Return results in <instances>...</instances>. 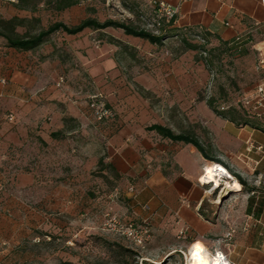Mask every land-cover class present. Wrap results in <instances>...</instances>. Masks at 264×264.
Segmentation results:
<instances>
[{"label":"crops","instance_id":"crops-1","mask_svg":"<svg viewBox=\"0 0 264 264\" xmlns=\"http://www.w3.org/2000/svg\"><path fill=\"white\" fill-rule=\"evenodd\" d=\"M46 1L31 13L17 9L16 0H0V15L38 18L45 28L57 22V13L58 21L67 25L90 16L83 2L57 12ZM144 1L148 0L140 3ZM160 1L177 8L174 27L179 32L205 33L214 46L222 41L234 63H244L247 97L258 98L259 88L264 93V8L259 0ZM110 37L128 49L110 44ZM171 57L164 48L117 29L55 33L29 52L4 47L0 52V155L6 157L8 147L21 149L17 157L22 161L28 150L56 146L51 154L59 163L68 162L70 173L75 171L73 165L88 171L102 159L124 183L123 195L129 198L126 206L131 212L127 216L149 220L156 234L178 235L185 229L180 244L198 241L209 255L218 249L215 239L234 227L230 246L220 247L230 263L264 264L262 188L257 196L245 192L244 223L233 217L228 220L218 210L211 219L201 208L207 195L198 179L212 163L193 146L161 139L147 130L154 124L175 132L189 126L212 147L214 157L240 177L255 181L264 175V124L262 128L237 125L215 114L201 93L209 77L204 64L190 52ZM78 73L84 77V88L92 92L77 97L68 87H55L60 76ZM140 89L149 95L141 96ZM98 91L115 113L113 120L96 123L92 119L83 98ZM53 100L64 107L51 106ZM9 114L14 115L13 122L6 120ZM64 118L74 119L76 127L62 140L52 139V133L63 130ZM17 176L24 177L23 173ZM75 177H65V186L75 187ZM239 191L244 193L241 185ZM110 207L122 209L117 204Z\"/></svg>","mask_w":264,"mask_h":264},{"label":"rangeland","instance_id":"rangeland-1","mask_svg":"<svg viewBox=\"0 0 264 264\" xmlns=\"http://www.w3.org/2000/svg\"><path fill=\"white\" fill-rule=\"evenodd\" d=\"M142 4L146 5L145 15L148 16L150 9L146 1L83 0L85 11L90 16L99 20L130 19L139 26L144 24L138 18ZM90 9H93L92 12ZM62 20L70 22L69 17H62ZM174 47L176 43L171 40L163 48L174 57ZM188 52L193 53L194 58L197 55L196 52ZM210 58L214 71L210 73L206 69L209 77L201 93L206 97L215 96L219 104L251 101L244 91L248 86L244 63H234L228 53L213 52ZM65 79L67 84L63 88H57L56 84L55 87L59 90L68 87L66 89L77 97L92 92L89 87L84 88L81 73L67 74ZM95 94H100L106 102V96L101 91L89 93L88 97ZM88 97L83 98L84 101L87 102ZM51 103L56 109L64 107L61 104L58 106L57 100ZM190 129L187 126L184 131ZM55 148L28 150L29 155L22 161L14 159L12 162L7 156L3 158L0 155V264H143L144 261L146 264H187L191 246L181 245L179 234H156L152 228L150 239L143 248L135 247L121 236L104 217L106 209L112 204L122 208L121 211L111 208L121 221L138 224L146 221L127 216L131 212L126 206L129 198L123 195L124 183L115 177L113 171H105L106 178L102 177L97 164L88 171L79 164L73 165L75 171L70 173L69 163H59L57 157L51 154ZM18 173H23L24 177L19 178ZM71 174L76 176L75 187L63 183V179ZM228 174L222 176L218 187L198 181L207 195L201 208L211 219L214 218L212 213L218 210L226 219L233 217L234 221L237 219L242 224L247 195L225 187V181L238 183ZM241 177L245 179L247 188L254 187L253 179L244 175ZM114 187L119 190L120 197L109 202ZM166 255L172 256L166 258Z\"/></svg>","mask_w":264,"mask_h":264},{"label":"trees","instance_id":"trees-1","mask_svg":"<svg viewBox=\"0 0 264 264\" xmlns=\"http://www.w3.org/2000/svg\"><path fill=\"white\" fill-rule=\"evenodd\" d=\"M41 1L42 0H16L15 7L19 10H27L31 13H34ZM82 2L83 0H47L45 3L59 12L62 10H66L72 6L78 5ZM147 2L150 9L148 13L149 15H145V12L147 10L145 9L146 5L143 4L141 5L138 13V18H141L144 22V24L141 26L131 21L130 19L120 21L112 18H107L104 20H99L96 17L89 16L81 20L76 25H67L60 21H57L45 28L41 27L40 20L38 18L26 19L18 16L4 18L0 15V39L3 43V45H0V52L3 51L4 47L20 52L33 51L47 42L53 34L59 32L65 33L66 35H76L85 29L96 31L105 29H117L121 30L126 36L145 40L151 45L157 46L158 48H163L167 42L174 40L176 43V47L172 49V54L174 56L173 58H177L188 51L196 52L197 55L195 56V60L201 61L210 73H213L214 71L213 61L210 58L211 53L217 52L219 54H230V49L227 48L222 41H218V45L214 46L211 44L208 35L205 33L196 32L193 30H185L183 32H179L174 27L176 17L169 21H162L158 27L155 26V24H153L155 9L150 5V0H148ZM92 10L93 9H90L91 12ZM108 42L110 44L120 46L123 50L128 49L126 45H122L120 41L111 37L108 39ZM140 94L143 97H147L149 95V93L144 92L141 89ZM206 104L215 114L237 125H250L255 128L263 127L264 115L257 113L251 107L246 106L243 102L235 101L234 104H219L217 98L211 95L209 97H206ZM63 125V130L57 131L50 135L52 139L62 140L65 137V134L68 133V131L73 130L76 127V123L72 118H64ZM147 130L150 132H154L161 139L173 143H183L185 145L193 146L203 157V159L208 163H212L213 165H220L224 169H226L229 174L233 176L234 179L241 185V191L250 193V196L251 193L255 191L253 189L247 188L246 182L239 175L229 169V167L222 161L214 157V155L212 154V147L209 144L203 143L192 129H190L191 131L189 130L175 132L172 131L169 127L154 124L147 127ZM41 143L45 147V143L43 141H41ZM40 149H42V146L40 147ZM4 153L6 154L7 159L11 160L12 162L14 161V159L21 161V157H17V154H21V149L8 147L4 150ZM97 166L102 177L106 178V174H104L105 171H113V174L117 178L112 166L110 164L104 163L102 159L98 161ZM114 189H117V187H114L113 190ZM108 209H106L105 212H112L111 208ZM140 223L136 224L147 225L150 230H152L153 228L149 220L142 222L140 221ZM195 242L196 241H193L189 243V245L191 246ZM170 256L172 255H166V258H169ZM145 262L146 261H144L143 264H146Z\"/></svg>","mask_w":264,"mask_h":264},{"label":"built area","instance_id":"built-area-1","mask_svg":"<svg viewBox=\"0 0 264 264\" xmlns=\"http://www.w3.org/2000/svg\"><path fill=\"white\" fill-rule=\"evenodd\" d=\"M9 2H15V0H5ZM260 4L264 8V0H259ZM150 5L154 7L155 17L153 19V24L159 26L162 21H169L176 17L177 8L171 7L164 1L160 0H150ZM66 84V79L64 76H60L56 81L57 88H63ZM258 98L252 99L251 101L243 102L246 106L251 107L257 113L264 115V93L263 89H257ZM86 106L90 111L91 117L96 123H102L106 120H113L115 113L112 109L108 108L105 99L100 94L91 95L88 97ZM8 122L14 121V115L9 114L6 116ZM200 182V178L198 179ZM255 191L251 193V196L260 195V189L262 188L264 195V175L258 176L254 181ZM132 190V188L130 189ZM120 197V192L118 189L114 191L109 196V202L117 201ZM104 217L107 218L108 224L113 226L121 236L130 241L135 247L143 248L147 241L150 239L151 230L147 225H137L133 221H121L115 214L110 211L105 212ZM236 229L230 227L229 230L222 236L215 239V244L218 247L214 250L210 257L213 261H217L220 264H231L227 258V255L220 249V247L230 246V242L235 234ZM179 238L183 239L185 236V229L179 232Z\"/></svg>","mask_w":264,"mask_h":264},{"label":"bare ground","instance_id":"bare-ground-1","mask_svg":"<svg viewBox=\"0 0 264 264\" xmlns=\"http://www.w3.org/2000/svg\"><path fill=\"white\" fill-rule=\"evenodd\" d=\"M226 174L228 173L220 165H212L200 176V182L203 184L213 183L215 187H218L221 184L222 176ZM224 185L227 189H240V185L236 182L230 184L225 181ZM208 253L204 245L196 241L191 245L187 254V264H220L213 261Z\"/></svg>","mask_w":264,"mask_h":264}]
</instances>
